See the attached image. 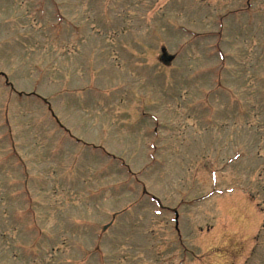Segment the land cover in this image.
<instances>
[{
	"label": "rangeland",
	"instance_id": "rangeland-1",
	"mask_svg": "<svg viewBox=\"0 0 264 264\" xmlns=\"http://www.w3.org/2000/svg\"><path fill=\"white\" fill-rule=\"evenodd\" d=\"M6 130L0 264H264V0H0Z\"/></svg>",
	"mask_w": 264,
	"mask_h": 264
}]
</instances>
